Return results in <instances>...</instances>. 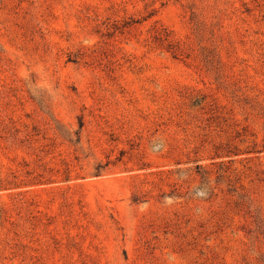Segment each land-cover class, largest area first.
Segmentation results:
<instances>
[{"label": "rangeland", "instance_id": "obj_1", "mask_svg": "<svg viewBox=\"0 0 264 264\" xmlns=\"http://www.w3.org/2000/svg\"><path fill=\"white\" fill-rule=\"evenodd\" d=\"M0 264H264V0H0Z\"/></svg>", "mask_w": 264, "mask_h": 264}, {"label": "trees", "instance_id": "obj_2", "mask_svg": "<svg viewBox=\"0 0 264 264\" xmlns=\"http://www.w3.org/2000/svg\"><path fill=\"white\" fill-rule=\"evenodd\" d=\"M136 21V20H135ZM180 50H182L181 48H180Z\"/></svg>", "mask_w": 264, "mask_h": 264}]
</instances>
